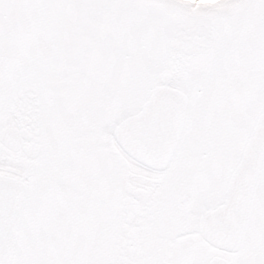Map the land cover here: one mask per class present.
<instances>
[{"label":"snow or ice","instance_id":"1","mask_svg":"<svg viewBox=\"0 0 264 264\" xmlns=\"http://www.w3.org/2000/svg\"><path fill=\"white\" fill-rule=\"evenodd\" d=\"M0 264H264V0H0Z\"/></svg>","mask_w":264,"mask_h":264}]
</instances>
